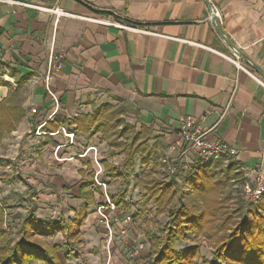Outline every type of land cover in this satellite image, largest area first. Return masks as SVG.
Masks as SVG:
<instances>
[{
    "label": "crops",
    "instance_id": "0c3cea01",
    "mask_svg": "<svg viewBox=\"0 0 264 264\" xmlns=\"http://www.w3.org/2000/svg\"><path fill=\"white\" fill-rule=\"evenodd\" d=\"M10 1L14 4L0 3V61L6 72L0 77V104L8 99V110L21 118L0 146V188L12 205L26 201L30 188L39 191L30 205L38 223L47 224L73 219L75 210L73 217L60 218L49 210L68 208L73 199L78 212L86 205L81 187L90 183L86 190L95 202L77 251L83 257V246L92 244L97 254L89 264H110L106 258L116 242L102 247L110 231L96 218H115L119 226L124 212L121 216L118 208L124 204L106 193L120 181L105 171L113 156L108 143L94 131L97 123L88 132L70 123L79 117L120 109V118L143 134L149 148L158 147L157 168L169 175L170 165L187 174L196 163L194 154L169 150L188 118L209 138L239 151L236 163L244 175L264 170L263 0ZM233 50L247 71L229 60ZM60 54L61 67L47 83L51 57ZM140 167L161 175L153 165L140 161ZM106 176L110 183L104 189L98 182Z\"/></svg>",
    "mask_w": 264,
    "mask_h": 264
},
{
    "label": "trees",
    "instance_id": "16d2710c",
    "mask_svg": "<svg viewBox=\"0 0 264 264\" xmlns=\"http://www.w3.org/2000/svg\"><path fill=\"white\" fill-rule=\"evenodd\" d=\"M0 104V145L6 134L16 130L21 117L8 110L6 103ZM7 108V110H6ZM122 111L105 107L92 116L79 117L74 123L80 131L92 130L102 133L103 140L110 147L111 154H124V168L105 162V171L111 180L126 181L134 174L136 160L142 165L157 168L158 147L147 146L142 133L120 118ZM0 163H4L0 159ZM222 165V166H221ZM240 167L234 162L223 168L222 162L195 165L187 174L176 172L168 177L143 172L137 180L147 197L156 206L157 214L166 215L167 226L162 237L148 232L150 264H198L201 257L199 247H191L182 252L176 244L191 241L190 235L203 234L215 244V253L206 264H264V197L258 203H237L233 212L227 204L233 199L232 186L245 177L239 173ZM239 173L241 178H238ZM90 183L81 188V196L86 205L75 213L73 219L47 224L38 223L34 209L20 216L17 226L19 238L3 229L6 222V208L0 201V264H66L72 254L77 255L82 245L81 228L88 218V209L94 204V193L87 191ZM227 192V194H225ZM126 192H119L118 198L124 204ZM238 215V217H236ZM64 237V243L47 245L41 240ZM37 236L40 240H37ZM194 242V241H191ZM64 253V259L61 257Z\"/></svg>",
    "mask_w": 264,
    "mask_h": 264
},
{
    "label": "rangeland",
    "instance_id": "374dc122",
    "mask_svg": "<svg viewBox=\"0 0 264 264\" xmlns=\"http://www.w3.org/2000/svg\"><path fill=\"white\" fill-rule=\"evenodd\" d=\"M2 143V142H1ZM1 146V145H0ZM147 146H150L147 144ZM122 154H119L117 152L116 155H111L108 158H110V162L113 165L118 166L123 170L124 168V158ZM2 160V159H1ZM195 166V165H194ZM222 166V165H221ZM224 168V166H223ZM134 174L126 181H116L112 182L113 187L109 190L106 191L108 197L112 199L114 196H119V192H126V197L124 198V202L126 203V206L124 208L122 207H117L121 212L123 213V220L121 222V225H117V220H113L111 217H101L99 214L97 215L96 220L106 228H109L110 233L108 234V237L103 239V244L102 247H108V243L114 241L116 242L114 244V251L110 255V259L106 258L108 260H111L109 262L110 264H150L149 258H148V253L149 251H143L136 253V245L140 242H145L146 241V236L148 232L154 233L157 237H162L164 230L167 226L168 223V218L166 215L162 214H157L156 211V206L155 204L149 200V198L146 195L145 190L142 188L141 185H138L137 180L141 178L142 174L144 171L147 173H155V170H151L152 167L143 168L140 167V159H137L136 166L134 168ZM160 172L163 177H168L170 176L167 171L163 169H158L156 172ZM239 173H243L241 170ZM237 173V174H239ZM244 176V175H243ZM238 178H241V175L239 174ZM100 186H102L104 189H107L109 187L107 184L110 183L108 180V177H104V180H101L98 182ZM106 185V187H104ZM242 185L240 182V179H237L236 184L232 186V197L233 199L227 204L228 210L230 212H233L236 208L237 203H240V201L244 200V197L242 195ZM90 189L96 190V188L90 187ZM29 195L26 201H22L18 204L12 205L13 203L6 198L3 194V190L0 188V201L6 208V220L7 222L12 226V231L11 233L13 234V237L19 238V235L17 234V226L20 220V216H24L27 214V211L31 209L30 202L35 198L36 196L39 195V191H37L35 188H30L28 190ZM227 194V192L225 193ZM67 195V194H66ZM108 199L107 197H105ZM65 199V197H64ZM120 199V198H119ZM70 200L67 202L68 208H55V209H50L49 211L54 216L55 218H60V216H70L73 217V213H70V211L74 210L77 212L78 206L76 205V202H74L73 199H68ZM237 201V203H236ZM27 202V204L25 203ZM104 202V201H103ZM66 203V202H65ZM26 205V206H25ZM70 205V206H69ZM104 204H101L100 207H98L99 213L104 211ZM18 207H23L25 212L18 211ZM238 207V205H237ZM30 208V209H27ZM39 209V208H37ZM48 210V209H47ZM92 211H95L92 209ZM93 213V212H92ZM100 213V214H101ZM122 216V215H121ZM131 217V220L128 221L127 219ZM238 217V215H236ZM125 222L127 224L125 225ZM123 225V226H122ZM16 229H13L15 228ZM4 229V226H3ZM113 233V234H112ZM115 236V240H114ZM120 236H124L122 238H119ZM191 241H182L178 242L176 244V250L177 251H184L188 248L191 247H199L200 252H201V257L198 260V264H206L207 262H210L213 258V255L215 253V244L207 239V237L203 234H200L199 236H189ZM119 238V239H118ZM118 241H117V240ZM47 240V241H46ZM43 243L47 245H55L59 243H63L64 241L62 240L61 236H58L57 238H51V239H44L41 240ZM113 242V243H114ZM82 251L84 253V256L82 257L79 252H77V255L73 254L72 258L70 261H67L66 264H89L88 260L91 258L92 253L94 255L97 254V252L93 251L92 244L88 246H83ZM96 249V248H95ZM61 257L63 260L64 259V253H61ZM31 264H43L42 262H32ZM152 264V263H151Z\"/></svg>",
    "mask_w": 264,
    "mask_h": 264
},
{
    "label": "built area",
    "instance_id": "2783aa9c",
    "mask_svg": "<svg viewBox=\"0 0 264 264\" xmlns=\"http://www.w3.org/2000/svg\"><path fill=\"white\" fill-rule=\"evenodd\" d=\"M264 1V0H263ZM14 2L10 0H0V3ZM217 14V12H216ZM64 60V55H53L49 63V71L45 77V81L48 83L51 77L56 73ZM229 60L234 63L237 68L243 71L247 69L240 63V56L238 51L233 50V58ZM6 72L3 64L0 61V77H5ZM263 85L264 83L260 81ZM33 113H36V109H33ZM60 131H66L64 126L60 127ZM69 138L73 139V135L69 134ZM170 151L179 150L183 155L194 154L196 157V163L201 165L211 164L215 162H222L224 167H227L230 163L236 162V158L239 155V151L234 148L230 143L225 141L211 139L208 137L207 132H203L198 121L193 118L186 119L178 131V137L173 146L170 147ZM164 163L166 161L164 160ZM171 174H175L176 169L172 165L168 169ZM101 173V172H100ZM99 173V174H100ZM254 175V179H252ZM245 180L242 184V195L247 203H258L264 197V170L254 169L244 175ZM131 220V217L127 219ZM4 230L10 232L11 225L5 222ZM149 249L148 244L140 242L136 245V253H141Z\"/></svg>",
    "mask_w": 264,
    "mask_h": 264
},
{
    "label": "water",
    "instance_id": "95a60500",
    "mask_svg": "<svg viewBox=\"0 0 264 264\" xmlns=\"http://www.w3.org/2000/svg\"><path fill=\"white\" fill-rule=\"evenodd\" d=\"M213 21L218 24L216 17H213ZM219 31L223 35V31L222 30H219ZM259 73L264 77V73L262 71H260Z\"/></svg>",
    "mask_w": 264,
    "mask_h": 264
}]
</instances>
